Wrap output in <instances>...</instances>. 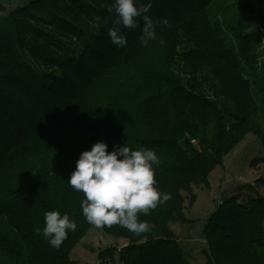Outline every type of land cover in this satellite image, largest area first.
Wrapping results in <instances>:
<instances>
[{"label":"trees","instance_id":"trees-1","mask_svg":"<svg viewBox=\"0 0 264 264\" xmlns=\"http://www.w3.org/2000/svg\"><path fill=\"white\" fill-rule=\"evenodd\" d=\"M112 2L0 4V264H81L72 251L92 225L67 181L101 141L109 152L154 150L156 186L171 198L140 216L148 232L102 228L127 243L100 257L190 264L171 228L185 195L247 134L264 144V55L248 23L257 17L264 28V0L233 13L223 0H151L150 17L168 24L147 46L140 27L122 28L124 47L108 36ZM52 210L77 223L59 249L36 232ZM207 239V264H264V196L221 200Z\"/></svg>","mask_w":264,"mask_h":264},{"label":"clouds","instance_id":"clouds-1","mask_svg":"<svg viewBox=\"0 0 264 264\" xmlns=\"http://www.w3.org/2000/svg\"><path fill=\"white\" fill-rule=\"evenodd\" d=\"M152 2L148 0H113L107 11L115 16L113 26L108 29L111 42L117 47L127 44L122 28H141V41L147 46L157 39V24L167 25V19L154 21L149 13ZM142 22V27H141ZM160 164L157 153L152 149L133 150L129 146L114 147L96 142L90 150L83 151L76 161L75 170L68 179L74 191L82 192V214L86 221L98 228L118 225L140 235L148 232L153 225L140 220L151 210L166 203L170 193L162 192L156 185L155 169ZM77 230V223L68 213L58 210L44 214L43 228L37 234L43 236L50 246L59 249L69 232Z\"/></svg>","mask_w":264,"mask_h":264},{"label":"rangeland","instance_id":"rangeland-1","mask_svg":"<svg viewBox=\"0 0 264 264\" xmlns=\"http://www.w3.org/2000/svg\"><path fill=\"white\" fill-rule=\"evenodd\" d=\"M30 1L0 0V4L13 10ZM242 1L244 0H223V10L233 13L240 8ZM218 16L221 18L222 12ZM248 23L254 30V41H259V54L264 55V28L260 19L253 17ZM205 72L210 73L208 70ZM209 91L213 89L210 88ZM261 157H264V144L258 136L249 133L224 155L222 163L210 171L206 182L194 185L192 193L185 195L183 217L173 222L171 228L182 247L183 256L190 264L208 262L207 227L219 209L221 200H230L235 195L239 197V201L248 196H264V161L259 159ZM126 243L124 238L106 234L102 229L91 226L73 249L72 256L81 264H121L118 252L112 259L108 255L100 257V254L110 247L120 249Z\"/></svg>","mask_w":264,"mask_h":264}]
</instances>
